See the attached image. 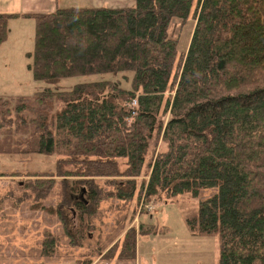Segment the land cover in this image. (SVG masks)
<instances>
[{
  "label": "trees",
  "instance_id": "trees-1",
  "mask_svg": "<svg viewBox=\"0 0 264 264\" xmlns=\"http://www.w3.org/2000/svg\"><path fill=\"white\" fill-rule=\"evenodd\" d=\"M19 17L35 22L33 79L56 88L0 98V154L57 157L53 172L26 175L35 179L18 188L34 197V209L61 219L69 245L92 236L103 201L128 207L135 197L149 204L214 190L186 219L190 233L217 237V264H264V0H135L114 9L0 14V46ZM190 17L182 53L169 30ZM95 75L110 78L58 87ZM159 140L164 150L138 183ZM48 196L57 201L45 207ZM128 216L108 244L126 230ZM56 239L43 241L45 254ZM99 247L100 254L107 249ZM135 254L130 228L116 257Z\"/></svg>",
  "mask_w": 264,
  "mask_h": 264
},
{
  "label": "rangeland",
  "instance_id": "rangeland-1",
  "mask_svg": "<svg viewBox=\"0 0 264 264\" xmlns=\"http://www.w3.org/2000/svg\"><path fill=\"white\" fill-rule=\"evenodd\" d=\"M193 28L191 17L184 25L179 21L171 25L169 31L178 39V48L182 53L188 47ZM8 34L7 40L0 46V98H29L45 88H56L35 81L28 69L31 64L28 54L34 50V20H10ZM109 78L110 75L73 77L62 80L58 87L68 90L78 83ZM60 107L58 103L57 108ZM162 150L164 145L160 140L156 144L151 143L144 172L138 178V183L146 179L144 175L148 171V164ZM56 159V156L37 154H0V195L4 198L0 200V264H217V237L192 235L186 226V219L198 210V201L209 197L214 190L201 191L198 199L182 195L172 201L149 204L135 197L128 207L103 201L96 218L92 220L96 226L95 232L82 242V246H70L61 219L34 209L37 203L34 197H23L18 188V183L35 179L26 175L53 172ZM100 183L103 184L104 180H100ZM51 198L48 196L47 200L42 201L45 207L56 203V198ZM130 213L133 218L127 220L129 223L126 230L121 233L118 231L113 242L108 244L106 237L118 228V220ZM67 216L68 227L74 229L77 225L75 212L71 211ZM140 227L143 234H139ZM130 228L136 231L138 255L136 252L134 260H118L116 256ZM48 235H53L57 241L53 251L47 255L44 253L43 241ZM77 241L76 245L79 244ZM100 245L107 248L101 254ZM114 246L117 247L115 257L106 260L104 254Z\"/></svg>",
  "mask_w": 264,
  "mask_h": 264
},
{
  "label": "crops",
  "instance_id": "crops-1",
  "mask_svg": "<svg viewBox=\"0 0 264 264\" xmlns=\"http://www.w3.org/2000/svg\"><path fill=\"white\" fill-rule=\"evenodd\" d=\"M134 2L135 0H0V14H48L57 9L70 7H106L114 9L131 7L134 5ZM17 20L32 19L19 17L11 21ZM136 252L138 255V244Z\"/></svg>",
  "mask_w": 264,
  "mask_h": 264
}]
</instances>
